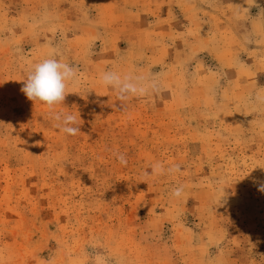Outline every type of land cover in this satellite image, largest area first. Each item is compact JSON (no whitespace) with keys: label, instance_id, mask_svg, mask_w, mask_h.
Wrapping results in <instances>:
<instances>
[{"label":"rangeland","instance_id":"obj_1","mask_svg":"<svg viewBox=\"0 0 264 264\" xmlns=\"http://www.w3.org/2000/svg\"><path fill=\"white\" fill-rule=\"evenodd\" d=\"M54 54L76 135L21 91ZM262 182L264 0H0V264H264Z\"/></svg>","mask_w":264,"mask_h":264},{"label":"clouds","instance_id":"obj_2","mask_svg":"<svg viewBox=\"0 0 264 264\" xmlns=\"http://www.w3.org/2000/svg\"><path fill=\"white\" fill-rule=\"evenodd\" d=\"M78 76V69L68 63L55 58V54L32 65L27 78L23 83L21 91L33 102H41L47 106L51 118L58 123L56 127L68 135H76L80 132L76 125V116L70 113L55 112V106L62 104L65 100L69 83L75 82ZM101 82L109 86L117 93V100L126 101L130 96H143L150 91L158 89V82L155 78L144 76H131L119 74L116 71H106L101 76ZM116 158L122 165L127 164L123 154H117ZM163 167L157 163L152 166L151 174H160ZM169 173L180 171V165H173L167 169ZM149 175V173H145ZM258 190L264 192V182L259 183ZM183 186L175 187L172 190L174 197L181 196Z\"/></svg>","mask_w":264,"mask_h":264}]
</instances>
